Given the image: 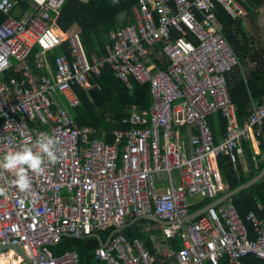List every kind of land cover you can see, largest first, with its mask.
I'll return each instance as SVG.
<instances>
[{"label": "built area", "instance_id": "1", "mask_svg": "<svg viewBox=\"0 0 264 264\" xmlns=\"http://www.w3.org/2000/svg\"><path fill=\"white\" fill-rule=\"evenodd\" d=\"M241 1L138 0L135 23L113 31L105 51L89 58L81 30L58 24L66 0H29L22 15L13 12L19 0H0L7 16L0 22V158L25 146L36 151L40 133L59 141L58 161L46 160L42 173L29 171L30 193L20 192L10 173L0 179L7 189L0 196V242L21 245L30 259L14 250L9 264H79L76 250L55 254L51 243L152 214L167 222L158 226L163 240L179 235L180 248L163 246L158 257L144 241L118 232L95 249V258L101 264L239 263L249 254L264 260L263 202L245 219L229 199L186 220L189 197L215 200L226 191L220 156L237 170L244 143L261 145L264 104L253 101L240 122L227 81L240 61L217 14L219 4L232 17H245ZM106 65L129 89L132 80L149 84L152 95L148 109L137 100L116 121L112 143L92 137L94 129L79 126L71 113L80 104L75 88L100 90ZM217 116L226 122L219 140L210 125ZM158 172L167 173L162 190Z\"/></svg>", "mask_w": 264, "mask_h": 264}, {"label": "trees", "instance_id": "2", "mask_svg": "<svg viewBox=\"0 0 264 264\" xmlns=\"http://www.w3.org/2000/svg\"><path fill=\"white\" fill-rule=\"evenodd\" d=\"M29 0H19V13L22 15L29 9ZM243 6L247 10V15L243 18L232 17L221 5L217 6L218 18L223 25V34L227 42L232 46L234 53L240 63L227 73L232 101L237 108L238 118L241 123L250 115L253 109V101L264 104V47H259L257 40L249 33L245 26L247 17H252L256 12L264 7V0H242ZM138 0H66L58 24L63 30H68L73 24H78L81 28L80 39L89 58L93 55H100L105 51L106 44L110 41L111 33L118 28H122L135 23L133 8ZM7 18L0 11V22ZM78 30L75 25L72 32ZM159 48V47H158ZM158 48L153 49L155 60L161 57ZM40 50L38 46L32 52L31 61ZM61 49L52 51L51 57L55 58ZM158 64L164 67L165 60H159ZM8 76L11 73L7 74ZM101 89L85 91L81 87L75 90L79 96L80 104L71 109V113L81 127H92L95 132L92 137L100 138L108 143L115 140L113 135L116 128V121L122 119L129 112L130 106L137 100L143 109H148L152 102V95L149 84H141L132 80L133 89H129L126 84L118 79L113 70L106 65L102 70V75L98 80ZM210 125L215 133L216 140L221 139L224 134L226 122L221 116L211 117ZM244 160L241 158L236 170L226 155L219 158V166L223 181L228 191L234 190L242 184L250 181L264 169V125L261 136L260 153L255 154L251 143H244ZM256 157L257 164L253 157ZM225 193V192H224ZM224 193H219L222 197ZM215 200L203 199L196 205L190 206L193 214L207 207ZM231 201L244 219L246 215L256 209L259 202H264V176L251 186L242 189L231 197ZM196 217L195 219H197ZM128 220L126 227L120 233L129 240L140 239L152 254L159 255V249L152 240V235L161 231L158 227L145 231L146 226H156L158 221L153 218L142 217L134 223ZM250 228V224L247 223ZM116 230L110 227L106 230L96 231L103 240H106ZM164 246L180 248V236L168 239L162 243ZM100 246L96 237L85 235L82 237L63 236L56 245L49 248L55 254H61L68 250H76L79 254V264H101L95 258V249ZM221 264L230 263L227 258ZM240 264H264L263 259H259L253 254H249L240 259Z\"/></svg>", "mask_w": 264, "mask_h": 264}, {"label": "clouds", "instance_id": "3", "mask_svg": "<svg viewBox=\"0 0 264 264\" xmlns=\"http://www.w3.org/2000/svg\"><path fill=\"white\" fill-rule=\"evenodd\" d=\"M59 141L46 133H40L37 136L33 147L25 146L16 151H8L2 158H0V179H3V173L12 174L15 179L12 183L22 193H30L32 190L31 179L29 171L33 173H42L44 171L43 165L45 161L55 164L58 161L56 154L57 145ZM7 189L0 186V196H5Z\"/></svg>", "mask_w": 264, "mask_h": 264}, {"label": "rangeland", "instance_id": "4", "mask_svg": "<svg viewBox=\"0 0 264 264\" xmlns=\"http://www.w3.org/2000/svg\"><path fill=\"white\" fill-rule=\"evenodd\" d=\"M245 20V26L246 29L251 33V35L257 40V43L259 47H264V8L263 10H260L259 16H252L247 17ZM172 175L175 179L176 183H179V177L178 172L173 171ZM155 177L157 178V185L161 187V190L167 185V173L165 172H158L155 174ZM189 201H201V196H195V197H189ZM159 235L155 236L152 239L157 245H162L163 243V235L159 232ZM164 246V245H163ZM163 246H159L160 248H163ZM6 253H0V255H3Z\"/></svg>", "mask_w": 264, "mask_h": 264}, {"label": "water", "instance_id": "5", "mask_svg": "<svg viewBox=\"0 0 264 264\" xmlns=\"http://www.w3.org/2000/svg\"><path fill=\"white\" fill-rule=\"evenodd\" d=\"M263 176H264V169H263L262 172H261L259 175H257L255 178H253V179L250 180L249 182H246V183L242 184L241 186H239L238 188H236V189H234V190L228 191V192L224 195V197H223L222 199H219V200H217L216 202L214 201L213 203H219V202H221V201H224V200H226V199L232 197V196H233L234 194H236L237 192H239V191H241L242 189H245V188L251 186L252 184H254L255 182H257L258 180H260ZM213 203H212V204H213ZM206 208H207V207H205L204 209H206ZM200 213H201V211L195 212V213L189 215V216L186 218V220H192V219H195ZM142 217L153 218V219H155L156 221H158V222H160V223H164V224L167 223L166 221L161 220L159 217H157V216H155V215H153V214H152V215H147V216H137V217L135 218V220H138V219H140V218H142ZM125 227H126V226H123V227H121V228L116 229V230L110 235V237L108 238L107 241H103V239L101 238V236H100L98 233H94L93 236H95V237L98 238L100 245H106V244H108V242L110 241L111 237H112L114 234L120 232V231H121L123 228H125ZM66 236H72V237H73V235H72V234H69V233L66 234ZM51 245H55V243H51ZM9 249H14L16 252L21 253V254L25 257V259L30 260V259L27 257V255H26V253H25V251H24V249H23V247H22L21 245H14V244H12L11 242H9V243H4V244L0 242V253L6 252V251H8Z\"/></svg>", "mask_w": 264, "mask_h": 264}, {"label": "crops", "instance_id": "6", "mask_svg": "<svg viewBox=\"0 0 264 264\" xmlns=\"http://www.w3.org/2000/svg\"><path fill=\"white\" fill-rule=\"evenodd\" d=\"M81 1H84V2H86V1H88V0H81ZM264 8V7H263ZM263 8L262 9H260V10H263ZM29 9H30V7H29ZM28 9V10H29ZM260 10H258L257 12H256V14L255 15H253V16H259L260 15ZM1 11V10H0ZM2 12V11H1ZM13 12L15 13V14H18L19 13V4H17L15 7H14V9H13ZM3 13V12H2ZM4 14V13H3ZM75 25H77L78 26V28L81 30V28L79 27V25L78 24H73L70 28H73V26H75ZM39 52V51H38ZM51 54V53H50ZM34 59H35V57L33 58V61H31V59H30V61H31V63L33 64L34 63ZM34 68V67H33ZM94 132H95V130H94ZM94 134V133H93ZM114 135V134H113ZM249 143H251V142H249ZM251 145H252V147H253V152H254V154H256L255 152H257V150L259 151V153H260V147L258 146L257 148L251 143ZM261 146V145H260ZM258 153V154H259ZM244 156H245V153L240 157L241 158V160L243 161V163L246 165V167H247V163L245 162V160H244ZM248 168V167H247ZM262 172V171H261ZM260 172V173H261ZM259 173V174H260ZM258 174V175H259ZM257 176V175H256ZM255 176V177H256ZM254 177V178H255ZM253 179V178H252ZM251 179V180H252ZM249 182V181H248ZM256 183V182H255ZM228 192V190L226 189V191H225V193L224 192H222V193H224V195L226 194ZM224 195L222 196V197H218L217 196V198L215 199V202L217 201V200H219V199H222L223 197H224ZM229 199H231V197L230 198H228V199H226V200H224V201H227V200H229ZM202 200H203V198H202ZM201 200V201H202ZM190 202V204L191 205H196L197 203H199L200 201H189ZM260 203V202H259ZM258 203V204H259ZM262 203V202H261ZM264 203V202H263ZM258 206V205H257ZM204 209V208H203ZM254 210H256L257 211V207H256V209H254ZM252 211V210H251ZM135 218L136 217H134V218H129L128 220H130V219H132L131 220V223H134V222H136L137 220H135ZM127 220V221H128ZM139 220V219H138ZM127 223V222H126ZM159 224H160V222H158V224L156 225V226H146L145 228H144V230L145 231H148V230H150V229H152V228H156V227H158L159 226ZM124 226H127L126 224L124 225ZM159 228V227H158ZM160 229V228H159ZM94 233H97V232H94ZM94 233H92V234H90V236L91 237H95V236H93L94 235ZM160 233H161V231H160ZM157 235H159L158 233L157 234H153L152 235V237L154 238L155 236H157ZM70 237H72V236H70ZM82 237V236H81ZM97 238V237H96ZM98 239V238H97ZM108 239H106V240H103V241H107ZM153 240V239H152ZM167 240H165V242H166ZM153 242H154V240H153ZM157 243V242H156ZM155 242H154V244L158 247V249H159V253H160V251H161V249L162 248H160L159 246H163V244L162 245H157ZM166 247V246H165ZM237 264H240V262L239 263H237Z\"/></svg>", "mask_w": 264, "mask_h": 264}, {"label": "bare ground", "instance_id": "7", "mask_svg": "<svg viewBox=\"0 0 264 264\" xmlns=\"http://www.w3.org/2000/svg\"><path fill=\"white\" fill-rule=\"evenodd\" d=\"M14 255V249H10L6 254L0 255V264H9L10 259ZM13 260L16 262L17 259L13 258Z\"/></svg>", "mask_w": 264, "mask_h": 264}]
</instances>
